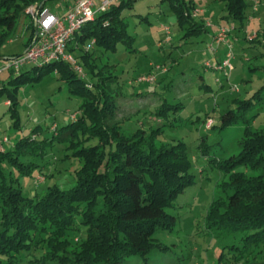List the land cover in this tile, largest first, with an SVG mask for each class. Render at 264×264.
Instances as JSON below:
<instances>
[{"label":"trees","instance_id":"obj_1","mask_svg":"<svg viewBox=\"0 0 264 264\" xmlns=\"http://www.w3.org/2000/svg\"><path fill=\"white\" fill-rule=\"evenodd\" d=\"M50 1L54 0H0V49L12 39L18 22L27 16V8H45ZM163 1L177 18L178 29L184 33L182 40L208 32L206 24L198 21L193 0ZM215 1L224 6L228 20L244 28L249 18L246 0ZM135 2L113 3L68 44V52L83 67L85 76L71 63L59 60L26 71L8 70L11 76L18 75L0 81V97L8 98L17 128L21 127L19 90L48 75L56 74L82 99V115L56 127L52 139L38 141L35 130L32 136L21 138L13 150H0V264H126L131 258L147 260L154 251L169 248L157 235L175 230L179 219L168 210L196 184L188 145L160 141L163 127L127 132L119 119L123 107L117 104L121 97L120 87L115 89L118 75L113 65L100 63L97 56V51L104 55L117 52L120 44L133 45L135 37L128 32L123 12L133 9ZM29 29L33 35L35 25ZM92 40L94 46L86 50ZM253 41L264 44V24ZM155 67H162V77L155 75V81L149 83H158L166 75L163 65ZM8 83L14 87H7ZM233 104L237 110L221 114V124L217 128L214 122L210 129L222 132L241 125L243 148L238 156L223 162L210 157L226 179L208 208L206 229L218 236L241 235L239 244L221 251L220 264H264V129L254 128L259 114L248 115L258 106L264 111V84L250 99H236ZM172 107L165 102L154 115L162 119ZM91 140L98 144L85 146ZM200 140L202 155L209 157L212 146L207 136ZM55 141L67 143L73 156L84 162L77 171V186L71 190L49 187L43 197H26L15 185L17 179H8L6 164L20 176H31L38 167L32 158L45 154ZM72 234L79 237L77 242Z\"/></svg>","mask_w":264,"mask_h":264},{"label":"rangeland","instance_id":"obj_2","mask_svg":"<svg viewBox=\"0 0 264 264\" xmlns=\"http://www.w3.org/2000/svg\"><path fill=\"white\" fill-rule=\"evenodd\" d=\"M74 1L54 0L48 2V7L59 13ZM135 1L133 9L123 12L128 32L135 37L133 45L120 44L117 52L104 55L97 51V56L101 57L100 63L113 65L118 75L115 89L120 87L121 97L117 104L123 107L119 117L123 128L134 132L139 128L163 127L160 141L168 145L185 142L196 184L179 196L175 208L168 210L179 219L175 230L157 235L169 248L154 251L147 260L131 258L126 264H220L218 257L221 251L239 244L241 235L218 236L206 229V213L214 198L220 195V185L226 179L210 159L223 162L242 151L244 128L241 125L230 126L222 132L217 128L221 124V114L237 110L234 100L250 99L264 84V44L253 41L264 24V0H246L249 18L243 29H240V23L226 18L227 12L222 4L215 0H193L197 8L207 9L208 19H214L220 25L213 29V23L205 22L202 11H197L198 21L205 22L208 32L187 41L182 40L184 33L179 31L177 18L168 2ZM101 2L95 0L98 7ZM211 6L213 9L209 8ZM32 24L28 16L18 22L12 39L0 49V72L8 59L26 52L32 37L29 29ZM221 28L228 31L225 37H220ZM229 54L233 55L234 70L227 75L221 67ZM154 65H163L166 75L158 83H149L148 80L155 75L162 77L159 73L162 67L154 68ZM34 66L27 65L23 70H31ZM17 75L11 76L9 71L0 73V81L7 82ZM7 85L14 87L13 84ZM18 95L20 128L14 126L8 98L0 97V140L8 139L4 146L8 151L13 150L21 138L32 136L35 130L38 141L52 139L56 127L68 125L76 120L77 115H82V99L71 93L68 85L56 74L22 87ZM165 102L173 107L167 110L166 116L157 119L154 115L156 108ZM255 114L259 117L254 128L264 129L263 107H255L248 113L249 116ZM197 118L199 121L193 123L192 120ZM210 120L216 122V129L207 127ZM170 122L175 125L171 126ZM202 136H207L212 146L209 157L203 156L199 149ZM97 144V140H91L85 146ZM67 145L55 141L53 146L47 147L45 154L34 156L32 159L38 167L31 176H20L6 164L8 179H17L15 185L21 187L29 198L43 197L49 187L73 189L77 186V171L84 162L73 156ZM72 237L75 242L79 240L76 234ZM49 264L58 263L53 261Z\"/></svg>","mask_w":264,"mask_h":264},{"label":"built area","instance_id":"obj_3","mask_svg":"<svg viewBox=\"0 0 264 264\" xmlns=\"http://www.w3.org/2000/svg\"><path fill=\"white\" fill-rule=\"evenodd\" d=\"M118 1L104 0L100 8L96 10L94 0H78L63 14H57L49 7L30 6L26 10V15L35 25L30 44L24 54L8 59L0 73L8 70L19 71L27 65L41 66L62 60L71 63L79 74L85 76L83 67L74 55L68 52V44L83 26L94 21L98 14L106 12L113 3ZM221 29L220 37H225V33L228 31L224 28ZM94 44L95 41L92 40L85 49H91ZM232 58L233 55L229 54V58L223 62L221 67L227 75H230L234 70ZM148 81H155V76ZM213 124L214 121L210 120L207 127L210 129ZM7 142V138L0 140V150H4V144Z\"/></svg>","mask_w":264,"mask_h":264},{"label":"crops","instance_id":"obj_4","mask_svg":"<svg viewBox=\"0 0 264 264\" xmlns=\"http://www.w3.org/2000/svg\"><path fill=\"white\" fill-rule=\"evenodd\" d=\"M78 0H75L72 4L70 3V5H68L66 8H65V10H67V9H69V8H71L76 2H77ZM104 0H102V2H103ZM101 2V3H102ZM100 3V6L102 5ZM94 4H95V0H94ZM196 4V3H195ZM200 4H202V3H200ZM214 4V6H216L217 4L216 3H213ZM100 6L98 7L96 4H95V9L96 10H98L99 8H100ZM213 6H211V7H209L210 9H213L212 8ZM201 8V7H200ZM51 9V8H50ZM65 10L64 11H62V12H59V13H57V14H63L64 12H65ZM196 11H202V15L204 16V19H206L207 21H205V22H210V23H213V24H217L216 26H219L220 24H218V23H215V21H214V19H208V17H207V15H206V12H207V9H199V8H197L196 7ZM204 22V23H205ZM216 29V28H215ZM7 104H8V102H7Z\"/></svg>","mask_w":264,"mask_h":264}]
</instances>
